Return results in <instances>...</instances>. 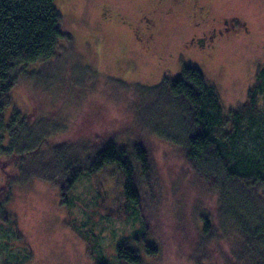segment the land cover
Listing matches in <instances>:
<instances>
[{"label": "rangeland", "instance_id": "obj_1", "mask_svg": "<svg viewBox=\"0 0 264 264\" xmlns=\"http://www.w3.org/2000/svg\"><path fill=\"white\" fill-rule=\"evenodd\" d=\"M53 5L72 34L73 52L67 67L56 66L57 81L51 88L48 84L45 94L44 87L35 86L31 92L33 84L23 83L24 88L10 95L6 118L12 109L22 117L31 110L29 121L34 124L39 115L51 113V119L67 126L51 141L62 142L65 158L71 161L81 155L84 146L105 135L110 134L117 148L124 147L129 153L136 138H141L138 145L147 149L150 174L146 181L136 176V186L143 190L147 181L153 185L151 192L139 196L137 208L149 227V241L163 240V248L169 241L172 249H165L162 262L147 259L154 264H192L186 252L178 253L173 239L184 232L180 237L190 243L196 240L198 218L184 213L186 227L180 231L171 217L184 200L187 206L197 201L190 187L191 174L180 153L171 152L170 144L149 140L145 128L138 127L139 112L136 118L133 108L141 107L140 98L124 85L150 92L163 78H179L183 67H191L214 88L222 110H233L244 102L256 71L264 64V0H55ZM198 5L204 7L200 15L194 9ZM234 16L246 23L245 29L233 21L238 32L226 41L216 40L212 48L198 38L191 42V36L210 30L211 17ZM80 70L90 71L96 80ZM59 91L65 96L57 101ZM154 95L158 99L159 94ZM5 143L4 138L2 146ZM251 146L249 140L240 145L247 151ZM4 164L0 160V166ZM22 176L23 171H18L13 179L8 178L5 206L21 240L18 245L12 229L0 228V264H116V247L121 245L138 248L144 256L139 240L143 227L125 209L123 176L115 165L82 176L61 194L52 181ZM203 206L207 214L208 202Z\"/></svg>", "mask_w": 264, "mask_h": 264}, {"label": "trees", "instance_id": "obj_2", "mask_svg": "<svg viewBox=\"0 0 264 264\" xmlns=\"http://www.w3.org/2000/svg\"><path fill=\"white\" fill-rule=\"evenodd\" d=\"M54 1L0 0V160L5 162L4 167L0 166V228L12 229L15 242L20 244L14 219L5 209L8 178L11 175L13 179V173L23 171L21 178L52 181L61 194L82 176L115 165L123 176L125 209L143 227L138 231L142 233L139 240L144 253L121 245L116 247V264H154L147 257L162 262L165 249L172 251L170 243L163 248V240L149 241V227L137 208L139 196L151 192L153 185L147 181L143 190L136 186V176L146 181L150 174L147 149L138 145L141 138L135 137L129 153L124 147L117 148L110 134L105 135L84 146L81 155L75 154L77 157L71 161L65 158L64 144L51 141L67 128L65 123L51 119V113L39 115L34 124L29 121L31 110L22 117L12 109L6 118L10 95L24 88L23 83L33 84L31 92L35 86L44 87V92L48 84L51 88L57 81L56 66L67 67L73 52L72 34ZM79 73H88L96 80L88 70ZM124 87L132 88L140 98L137 103L141 107L133 108L136 118L139 112L138 127L145 128L149 140L161 139L170 144L171 152L180 153L191 174L190 187L197 201L187 206L184 200L171 217L180 231L186 227L184 213L198 218L200 229L196 225V240L192 243L180 237L184 232L176 235L173 241L178 253L186 252L192 264H264V103L260 104L264 102V64L256 71L244 102L228 112L222 110L214 88L191 67H183L179 78H163L159 85L149 88L150 92L134 85ZM64 93L59 91L56 100L64 98ZM247 140L252 145L249 151L240 147ZM43 148L48 150L44 153ZM207 202L209 210L205 214L202 207Z\"/></svg>", "mask_w": 264, "mask_h": 264}, {"label": "flooded vegetation", "instance_id": "obj_3", "mask_svg": "<svg viewBox=\"0 0 264 264\" xmlns=\"http://www.w3.org/2000/svg\"><path fill=\"white\" fill-rule=\"evenodd\" d=\"M159 2H162L163 0H157ZM165 1H169V2H176L177 0H165ZM199 7H195L194 9L196 10L195 12H197V15L202 14L203 12V8L201 5H198ZM108 19V18H106ZM210 24H208L210 30H206L205 32L202 33V36L199 37H195L194 35L191 36V42L197 41L196 39L198 38L203 44H207L208 47H211L215 44V41L218 40L219 42L221 41V39L223 40H227L229 37H232L233 34H235L236 31L235 29L240 28L241 26H243L242 28L245 29V24L244 21L243 23H240V20L238 17L234 16L232 18H226V17H222L220 18H215V17H211L210 19ZM233 21L235 23H237V28H234L233 25ZM152 26L154 25V23L152 22ZM230 23V25H229ZM152 26L150 28H152ZM150 28L146 29V31H149ZM145 29V28H144ZM244 32L246 33L247 31L244 30ZM149 35V33H148ZM236 36V35H235ZM207 40V42H205L204 40Z\"/></svg>", "mask_w": 264, "mask_h": 264}]
</instances>
